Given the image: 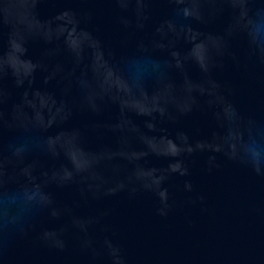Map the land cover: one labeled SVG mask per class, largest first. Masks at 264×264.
Here are the masks:
<instances>
[{"label": "water", "instance_id": "1", "mask_svg": "<svg viewBox=\"0 0 264 264\" xmlns=\"http://www.w3.org/2000/svg\"><path fill=\"white\" fill-rule=\"evenodd\" d=\"M0 264H264V0H0Z\"/></svg>", "mask_w": 264, "mask_h": 264}]
</instances>
